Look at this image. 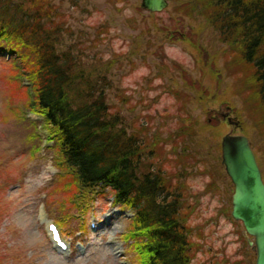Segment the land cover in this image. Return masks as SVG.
<instances>
[{"label":"rangeland","instance_id":"1","mask_svg":"<svg viewBox=\"0 0 264 264\" xmlns=\"http://www.w3.org/2000/svg\"><path fill=\"white\" fill-rule=\"evenodd\" d=\"M42 1L64 31L58 51H70L86 73L104 75L111 110L154 142L198 239L192 264H254L241 222L227 215L233 184L221 164L224 134H244L255 153L263 140L253 69L236 56V45L221 40L192 0H167L157 13L141 0ZM6 60L0 52V264H137L125 239L131 212L114 205L108 187L73 204L76 191L58 166L57 146L42 119L30 118L28 82L8 71L13 62ZM54 221L66 251L50 240L47 223Z\"/></svg>","mask_w":264,"mask_h":264},{"label":"trees","instance_id":"2","mask_svg":"<svg viewBox=\"0 0 264 264\" xmlns=\"http://www.w3.org/2000/svg\"><path fill=\"white\" fill-rule=\"evenodd\" d=\"M190 4L252 67L255 97L264 112V0ZM49 10L42 0H0V52L13 62L8 71L29 82L33 94L27 106L42 117L72 192L78 190L82 200L99 187L113 191L114 205L131 211L125 239L137 264H192L198 239L186 224L184 196L168 181L163 161L155 158L154 142L143 140L119 111L111 110L104 75L86 73L70 51H58L64 31ZM8 87L16 91L13 84ZM256 127L264 140V119ZM263 140L256 144V155L264 167Z\"/></svg>","mask_w":264,"mask_h":264},{"label":"water","instance_id":"3","mask_svg":"<svg viewBox=\"0 0 264 264\" xmlns=\"http://www.w3.org/2000/svg\"><path fill=\"white\" fill-rule=\"evenodd\" d=\"M140 6L157 13L166 8L167 0H141ZM220 145L221 164L233 184L231 217L244 227L255 253L254 264H264V182L256 156L248 138L241 134L223 135Z\"/></svg>","mask_w":264,"mask_h":264},{"label":"bare ground","instance_id":"4","mask_svg":"<svg viewBox=\"0 0 264 264\" xmlns=\"http://www.w3.org/2000/svg\"><path fill=\"white\" fill-rule=\"evenodd\" d=\"M107 225V224H106Z\"/></svg>","mask_w":264,"mask_h":264}]
</instances>
